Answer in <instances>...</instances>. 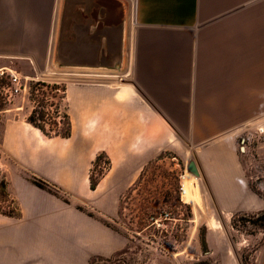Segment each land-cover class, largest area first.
Returning a JSON list of instances; mask_svg holds the SVG:
<instances>
[{"label": "crops", "instance_id": "obj_1", "mask_svg": "<svg viewBox=\"0 0 264 264\" xmlns=\"http://www.w3.org/2000/svg\"><path fill=\"white\" fill-rule=\"evenodd\" d=\"M44 70L127 76L119 88H65L68 139L45 137L27 113L9 115L19 107L1 113L0 177L20 216L0 214V264L117 255L125 237L76 207L117 218L123 195L169 143L190 150L219 209L262 211L237 142L264 131V0H0V72ZM99 153L111 169L92 191ZM30 177L55 185L69 204Z\"/></svg>", "mask_w": 264, "mask_h": 264}, {"label": "rangeland", "instance_id": "obj_2", "mask_svg": "<svg viewBox=\"0 0 264 264\" xmlns=\"http://www.w3.org/2000/svg\"><path fill=\"white\" fill-rule=\"evenodd\" d=\"M1 74L0 72V104L4 105L0 108V120L3 116L1 113L18 107L21 111L9 115H29L38 106L30 98V85L36 83L28 81L26 91L7 100L2 95V90L9 84L10 75ZM36 74L23 77L36 78ZM37 77L41 79L38 74ZM43 83L58 86L60 90L71 84L67 81L55 83L51 79ZM43 92L48 102L45 111L51 118L54 116V108L49 105L56 104L55 96H61L62 92L45 89ZM260 129H251L242 135L237 142V151L249 187L260 198L264 211V131H259ZM47 130L50 131V128L47 127ZM176 152L178 151L172 143L158 152L156 158L141 171L137 182L123 195L117 218L104 219L110 229L125 237L127 243L121 252L112 257V261L101 264H259L264 251V228L256 218L251 219V222L245 221L250 220L248 215L256 213L219 209L209 186L201 177L199 183L204 200V215L196 214L197 211L191 205L182 201L180 191L181 177L187 171V163L194 156L190 150L186 154L183 151ZM103 163L104 160L101 161L102 169L105 167ZM98 172L97 170L95 174ZM1 180L5 179L0 177ZM9 206V201L0 200V207L4 210H8ZM82 208L88 211L85 207ZM236 214L246 216L237 220L234 227L232 219ZM196 216L199 218L196 219ZM211 217L221 218L225 230L214 229ZM202 234L205 236V249L200 242ZM230 248L235 251L237 259L230 256Z\"/></svg>", "mask_w": 264, "mask_h": 264}, {"label": "trees", "instance_id": "obj_3", "mask_svg": "<svg viewBox=\"0 0 264 264\" xmlns=\"http://www.w3.org/2000/svg\"><path fill=\"white\" fill-rule=\"evenodd\" d=\"M8 85V84H7ZM51 90V91H61V96H55L57 98L56 104H50L49 106L53 107V114L51 118H49V114L45 111V108L47 106V97L45 96V93L43 90ZM64 92L65 88H62L61 90L58 88V86H48L45 83H36L34 85H30V98L32 101L38 104L37 108H34L31 113L26 118V122L30 124L32 127L38 129L45 137L47 138H61V139H68L71 137L72 133V124L70 117L68 116L66 112V108L63 107V100H64ZM41 98L39 99L38 97ZM54 98V96H52ZM4 103L0 104V108H2ZM47 127L50 128V131L47 130ZM104 160V169L101 168V161ZM111 169V161L107 157L105 153H99L95 160L92 163V167L89 172V188L90 190L94 191L99 184L100 180L105 176L104 172H108ZM99 171L97 174H95ZM31 183L35 185L37 188L45 190L59 199H61L63 202L69 204V201L67 198H64L62 196V192L59 188H57L55 185H51L41 179L30 177L29 178ZM252 189V188H251ZM253 191V189H252ZM3 199L6 202L9 201V208L8 210H4L2 207H0V214L6 217L10 218H19L20 212L18 209L10 202L9 195L7 193V182L5 180L0 181V200ZM76 209L80 212L85 213L87 216L99 220L103 225H105L107 228H110L107 224L106 220L103 218H97V216L90 211L84 210L82 207H76ZM246 215L245 214H236L232 219V224L234 227H236V221L239 219H244ZM250 220H245L248 222H251V219L256 218L257 221L262 222L261 227L264 228V211L258 212L256 214H250L247 216ZM253 221V220H252ZM112 230V229H111ZM201 246L203 249L206 248V241L204 234L200 237ZM111 258H102V257H96L93 258L90 262V264H101V263H107L112 261Z\"/></svg>", "mask_w": 264, "mask_h": 264}, {"label": "built area", "instance_id": "obj_4", "mask_svg": "<svg viewBox=\"0 0 264 264\" xmlns=\"http://www.w3.org/2000/svg\"><path fill=\"white\" fill-rule=\"evenodd\" d=\"M4 73L1 74L3 76ZM41 77L36 78L19 77L10 75L8 85L2 90V95L9 100L14 95L21 91H26L27 82L34 81L35 83H43L47 79L53 80L55 83L61 81H67L70 83H85V84H110L111 82L122 83L126 80L127 74H121L117 72H92V71H74V70H55V71H44L38 74ZM106 76V77H104ZM110 76V77H109ZM111 79V80H106ZM182 189V187H181ZM180 189V191H181ZM182 192V191H181Z\"/></svg>", "mask_w": 264, "mask_h": 264}, {"label": "bare ground", "instance_id": "obj_5", "mask_svg": "<svg viewBox=\"0 0 264 264\" xmlns=\"http://www.w3.org/2000/svg\"><path fill=\"white\" fill-rule=\"evenodd\" d=\"M131 31H132V29H131ZM131 38H133V37L131 36ZM130 51H132V50H130ZM132 63H133V61H132ZM104 77H106V76H104ZM106 80H111V79H106ZM110 85L111 86H117V88H119V87H122L123 84H120V83L119 84H116V82H111ZM201 180H202V178H201ZM200 184L201 183H199V179L195 178L193 175H191L187 171H185L184 175L181 177V186H182V189H181V191H182L181 192V198H182V201L185 204L191 205V207H193L197 211L196 214L199 213L200 216L201 215L203 216L204 215V200H203V197H202V193H201V189H200ZM198 218H199V216L196 219H198ZM210 221H211V225H212V227L214 229H216V230L217 229H219V230H225V226H224L223 220L221 218H219V217L218 218L217 217H211V220ZM197 222H198V220H197ZM229 254H230L231 257H234V258L237 259L236 253L233 250V248H230L229 249Z\"/></svg>", "mask_w": 264, "mask_h": 264}, {"label": "water", "instance_id": "obj_6", "mask_svg": "<svg viewBox=\"0 0 264 264\" xmlns=\"http://www.w3.org/2000/svg\"><path fill=\"white\" fill-rule=\"evenodd\" d=\"M186 169H187V172L193 175L195 178L199 179L202 177L201 172L199 171L195 160L189 161L187 163Z\"/></svg>", "mask_w": 264, "mask_h": 264}]
</instances>
